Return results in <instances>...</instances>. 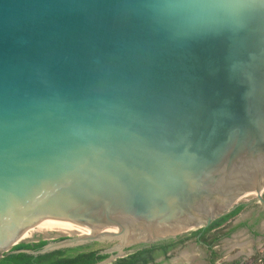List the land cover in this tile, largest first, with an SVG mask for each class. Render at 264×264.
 Masks as SVG:
<instances>
[{
	"label": "water",
	"instance_id": "obj_1",
	"mask_svg": "<svg viewBox=\"0 0 264 264\" xmlns=\"http://www.w3.org/2000/svg\"><path fill=\"white\" fill-rule=\"evenodd\" d=\"M241 205L216 264L264 261V0H0V261L106 264Z\"/></svg>",
	"mask_w": 264,
	"mask_h": 264
},
{
	"label": "flooded vegetation",
	"instance_id": "obj_2",
	"mask_svg": "<svg viewBox=\"0 0 264 264\" xmlns=\"http://www.w3.org/2000/svg\"><path fill=\"white\" fill-rule=\"evenodd\" d=\"M208 228L196 230L192 234H185L184 236L179 237L177 240L163 242L153 246L134 247L128 250L124 257L115 258L113 261L107 262L106 264H118L120 260L127 259L133 255H137V257L119 264H128L129 262H134L137 264H193L189 262L178 263L173 261L176 251L192 240L196 243L197 247H202L207 252L208 264H216V262L214 263L213 260L215 257L217 259L219 258L220 253L217 248L219 247L220 239L223 236L231 233L234 228L232 226H226V224L210 232L207 231ZM249 231L250 233L252 232L251 230ZM91 246L92 250H99V255H102L101 253L109 248L110 245L100 246L93 244ZM110 258L111 256H107L104 260L97 264H101Z\"/></svg>",
	"mask_w": 264,
	"mask_h": 264
},
{
	"label": "trees",
	"instance_id": "obj_3",
	"mask_svg": "<svg viewBox=\"0 0 264 264\" xmlns=\"http://www.w3.org/2000/svg\"><path fill=\"white\" fill-rule=\"evenodd\" d=\"M245 207H246L245 205L239 206L229 215L214 222L207 229V231L210 232L228 223L233 218H235L240 212H242L245 209ZM58 240H61V239H58ZM47 243L48 241H45V240H41L36 243H28V244L21 243L15 246L12 249V251H18V250L37 251V250L42 249ZM91 247L92 246H86V247H79V248H74V249L60 250V251H56V252L46 254L43 256H38V257H34L32 255H28L24 253L6 254L4 258L0 261V264H97L107 257L104 255H99L100 253L99 250H92ZM136 257L137 255H133L127 259H122L118 262V264L128 261L130 259H134ZM216 260L217 258L215 257L213 262L215 263ZM128 264H137V263L129 262ZM235 264H239V263H235Z\"/></svg>",
	"mask_w": 264,
	"mask_h": 264
},
{
	"label": "rangeland",
	"instance_id": "obj_4",
	"mask_svg": "<svg viewBox=\"0 0 264 264\" xmlns=\"http://www.w3.org/2000/svg\"><path fill=\"white\" fill-rule=\"evenodd\" d=\"M243 264H264V261L257 260L256 258Z\"/></svg>",
	"mask_w": 264,
	"mask_h": 264
},
{
	"label": "crops",
	"instance_id": "obj_5",
	"mask_svg": "<svg viewBox=\"0 0 264 264\" xmlns=\"http://www.w3.org/2000/svg\"><path fill=\"white\" fill-rule=\"evenodd\" d=\"M258 260V259H257Z\"/></svg>",
	"mask_w": 264,
	"mask_h": 264
}]
</instances>
